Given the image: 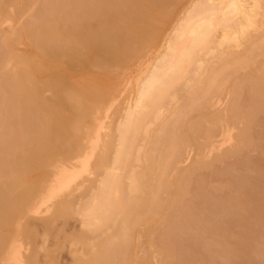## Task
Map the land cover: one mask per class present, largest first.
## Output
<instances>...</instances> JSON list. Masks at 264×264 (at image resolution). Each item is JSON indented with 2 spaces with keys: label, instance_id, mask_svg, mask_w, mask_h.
I'll return each mask as SVG.
<instances>
[{
  "label": "bare ground",
  "instance_id": "obj_1",
  "mask_svg": "<svg viewBox=\"0 0 264 264\" xmlns=\"http://www.w3.org/2000/svg\"><path fill=\"white\" fill-rule=\"evenodd\" d=\"M180 2L0 0V264L41 263L23 249L40 209L46 230L78 218L74 264H203L201 230L233 239L216 245L226 263L264 264V187L200 177L253 151L264 163V0H191L178 17ZM133 66L135 100L113 124ZM227 190L225 211L203 197Z\"/></svg>",
  "mask_w": 264,
  "mask_h": 264
},
{
  "label": "rangeland",
  "instance_id": "obj_2",
  "mask_svg": "<svg viewBox=\"0 0 264 264\" xmlns=\"http://www.w3.org/2000/svg\"><path fill=\"white\" fill-rule=\"evenodd\" d=\"M189 1L191 2V0H181V2L179 3V5L177 6V7H171V9L173 10V11H175L176 12V14H177V16L179 17L180 15H182L183 14V12L182 11H184L186 8L185 7H188L187 5H189L190 3H189ZM184 4V5H183ZM186 4V5H185ZM185 6V7H184ZM185 8V9H184ZM184 9V10H183ZM28 16L29 15H24V16H22L21 18H17V20H14V23H15V21H17V25H18V27L20 26V25H22L26 20H27V18H28ZM172 22V23H171ZM170 22V24L171 25H169L168 27H167V29H166V31H165V35H164V37L161 39V41H160V45H162V43H164L163 41H165L164 39L166 38V36L167 35H169L168 33H169V31L171 32V29H172V27H173V25H175V20L174 21H171ZM13 23V24H14ZM16 24H14L15 26H16ZM17 27V26H16ZM16 51L17 52H19V53H25V54H28V53H31V51H32V49H31V47L28 45V44H19V45H17L16 46ZM150 54V55H149ZM147 55H149L147 58H154L156 55H157V51L155 50V49H152L150 52H148L147 53ZM145 59V60H148V59ZM149 62V61H148ZM133 68V71L135 70V71H137V67H135V66H133L132 67ZM134 71V72H135ZM96 72H97V70H96ZM137 72H135L132 76H131V74L129 73V76H126V77H124V76H122V77H120V79L122 80V84H121V86H120V95H119V97H118V101L115 103V104H113L112 106H111V108H110V110H109V114L108 115H110V117L111 118H109V120L111 121L112 119H113V121H112V123L113 124H115V123H117V121H119V113H118V109L119 108H125V107H127L128 105H130V104H132L133 102H134V100H135V97H136V89H137V84H136V80H135V78H134V76H135V74H136ZM223 96H224V98H223ZM220 99L222 100L221 102H224L225 103V100L226 99H228V97L226 96V95H223ZM227 98H226V97ZM227 101V100H226ZM221 105L223 106V103H221ZM221 105H219V107H222ZM218 107V106H217ZM216 107V108H217ZM113 117V118H112ZM118 117V118H117ZM116 119H118V120H116ZM108 121V120H107ZM109 122V121H108ZM260 128L261 127H259V130H260ZM262 129V128H261ZM257 130V129H256ZM259 130H257V131H259ZM260 133V132H259ZM259 133L258 132H255V134L257 135V136H259ZM193 152H195V151H193ZM191 153H192V150H190V152H189V154H188V159L186 160V162L184 163V165L185 166H187L188 164H189V162H191L192 161V159H193V157H195V153H192V155H193V157H192V155H191ZM251 155L249 156V154H247L248 156H243L244 157V159L243 158H241V159H239L240 160V162H239V160H238V162L236 161H234L235 163H234V166H233V162H231V167L230 166H226L228 169H223L224 168V166L223 167H221L222 168V170H223V172H222V170H221V168H219V170H216L215 171V173H217V175H214V173H209V172H204V175L203 174H201V176L200 177H202V176H204V177H207V176H205V175H208V179H209V177H210V179H213L214 178V176H216L217 178H222V177H227L228 176V178H231L232 177V180H233V182H235L234 183V186H237L236 187V189L234 188L233 190H237V191H243V192H245L244 190H251L252 188H248V186H256L257 184H256V181H253V179L254 180H257V182H258V186H256L255 188H260L261 189V187H262V189H263V184H259L260 182L258 181V179H260V178H258V179H255L256 177V174H254L253 173V168L252 167H254L255 165H257V166H259V164H260V166H262V167H264L263 165H264V163H263V165H262V160H261V158H260V153H258V151H253V152H251L250 153ZM190 155H191V157H190ZM190 158V159H189ZM246 158V159H245ZM259 158H260V161H261V163H260V161H259ZM258 159V160H257ZM263 159V158H262ZM242 160H244V161H242ZM247 160H250V161H247ZM254 160H256V161H259V162H256V161H254ZM233 161V160H232ZM251 161H253V162H251ZM248 162H251V163H248ZM255 162V163H254ZM237 163V164H236ZM244 163V164H243ZM257 163H259V164H257ZM239 164H243L242 166L243 167H245V169L241 166V169H240V165ZM249 167H246V165ZM252 164V165H251ZM236 165H238V168H237V170L236 169H233L232 167H234V168H236L237 166ZM251 165V166H250ZM229 167H230V169H229ZM251 168H252V170H251ZM255 168V167H254ZM250 170V171H249ZM229 171V172H228ZM221 172V173H220ZM218 173H220L219 175H218ZM222 173H225V174H222ZM226 173H229V174H226ZM255 175H253V174ZM210 174H211V176H210ZM213 174V175H212ZM87 175V174H86ZM224 175V176H223ZM232 175V176H231ZM83 176V175H82ZM237 176V177H236ZM84 177H86L85 176V174H84V176L82 177V179H86V178H84ZM89 177V176H88ZM87 177V178H88ZM215 177V178H216ZM236 177V178H235ZM241 177V178H240ZM247 177H248V179H247ZM239 180H238V179ZM223 179V178H222ZM240 179H242V180H240ZM244 179H245V181H244ZM250 179V180H249ZM252 179V180H251ZM236 180V181H235ZM246 180H248V181H246ZM261 180V179H260ZM240 181L243 183H240ZM255 182V185H254V183L253 182ZM239 182V183H238ZM248 184H247V183ZM251 182V183H250ZM263 183V182H262ZM237 184V185H236ZM247 188H245L244 186ZM248 185V186H247ZM239 186H241V187H239ZM244 187V188H243ZM253 187V189L255 190V188ZM242 188V189H241ZM260 189H258L259 191H261ZM257 190V189H256ZM258 190H257V192H258ZM228 191V192H227ZM226 191V197H221L220 199L219 198H213L211 195H209V193L208 194H206L207 192H203V197H204V199L206 200V203L207 204H209L208 206H211L210 205V203H212L213 205L214 204H217L218 205V203H220L221 201H222V199H223V201L221 202V203H223L224 202V204H219L218 206L221 208H219V210H227V208H228V206H227V208H225V209H223L224 208V205H225V207H226V204L227 205H229L231 202L229 201L230 200V198L232 197L231 196V190L229 191V190H227ZM233 192V191H232ZM205 194V195H204ZM233 194V193H232ZM207 196H208V199H207ZM227 196H230V197H227ZM211 199H210V198ZM227 198V199H226ZM213 199L216 201H213ZM225 199V200H224ZM229 199V200H228ZM210 201V203L209 202H207V201ZM220 200V201H219ZM226 200L228 201V202H230V203H228V202H226ZM226 202V203H225ZM42 209H40V211L38 212V213H36V214H34V216L30 219V222H36L35 223V225H34V223H33V225L35 226V228H33L32 230L34 231V229H36L35 231H36V235H39V237L41 238H39L38 236H35L36 238H38L39 239V241H37L38 239H36V240H34V242H33V240L32 239H34V238H32V237H29V240L31 239V242L30 241H27L28 242V244L27 243H25L26 242V238H24L23 239V244H25L24 245V247H23V249L27 252L28 251V249L32 246V248L35 246V248H37V249H39V250H36V256L34 257L36 260L38 259L39 260V262H41L40 264H45L47 261H48V263L50 262V264H74V259H75V257H74V255H73V251H75L76 250V248H77V246L76 245H74V244H72V241L70 240L71 239V237L74 235V233H75V231H76V233H77V231L79 232V228H80V222L79 221H77L78 220V218H74V217H72V218H68L67 219V221L65 220V219H59L58 220V223L57 222H55V224L51 227V228H53V230L50 228L49 230H46V228L44 227V228H42L41 226L42 225H44L43 223H42V218H44L46 215H45V213L42 211ZM207 211V210H206ZM204 212V215L206 214V215H209L210 217H208L207 218V216L205 215V217L208 219V220H214L215 218H217L216 216V214L215 213H213L212 211H210V212ZM209 211V210H208ZM41 212V213H40ZM208 213V214H207ZM213 213V214H212ZM238 213V215H239V212H237ZM230 214H232V215H230ZM229 215L230 216H233V214H235L236 215V210H235V212H232V213H230ZM35 215H38V216H35ZM43 215H45V216H43ZM213 215V216H212ZM215 215V216H214ZM221 215V216H220ZM220 215H218V216H220V217H218L217 219H219L220 218V220L221 219H225V218H229L230 216H228V215H226V216H223L222 214H220ZM222 216H223V218H222ZM228 216V217H227ZM35 217H38V219L37 218H35ZM213 218V217H215L214 219H209V218ZM225 217V218H224ZM233 217H235V216H233ZM33 219V220H32ZM32 220V221H31ZM31 223V224H32ZM38 223V224H37ZM41 225H40V224ZM32 225V226H33ZM56 225V226H55ZM233 226V225H232ZM231 226V229L232 230H234L233 232H237L239 229H238V227L234 224V226L233 227H236V228H233ZM38 229V230H37ZM44 231H43V230ZM47 231H50V232H48V234L46 233ZM202 231V230H201ZM199 232V234L197 235L198 237H196V236H194L196 239H198L199 237H200V241L203 243V245H202V243H198L197 241L198 240H195L193 237H192V243H191V236H189L188 234H186L187 235V237L189 238V241L187 240V239H185V243H184V237L186 238V235L184 234L182 237H183V239H182V241H183V244H185V245H187L188 244V247L189 246H191L192 244L193 245H195L194 244V242H196V245L197 244H200V245H195V246H191L192 248H196V249H193L195 252H197L196 250H197V248L199 247V249L201 250H199L198 252H199V254L201 253V255H200V257H202V259H203V262H202V259L200 260L201 261V263H203V264H228V263H230L229 261H228V263H226L227 262V258L225 259L224 258V256H222V255H224V250H223V254H222V252H219L220 251V249L222 250V248H220V247H218V248H216L217 246H219V244L218 243H220L219 241L217 242V240L216 239H213V237H208V236H211L210 235V233L209 232H206V234L207 233H209V234H207L206 236H203V235H200V233L201 234H203V232H205V231H203V232ZM37 232H39V233H37ZM43 232H44V234H43ZM239 232V231H238ZM237 232V233H238ZM49 233H51V234H49ZM75 233V234H76ZM72 234V235H71ZM50 235V236H49ZM70 235H71V237H70ZM204 235H205V233H204ZM45 236H48L47 238L45 237ZM205 238H203V237ZM44 237V238H43ZM70 237V238H69ZM43 238V239H42ZM203 238V239H202ZM28 239V238H27ZM206 239H207V241H206ZM209 239H213V240H209ZM45 240V241H44ZM42 241H43V243H42ZM71 241V242H70ZM186 241H188V243H186ZM204 241V242H203ZM213 241H215L217 244H215V245H213ZM224 242V245L226 244L225 243V241L227 242V244L229 245L230 244V242L231 241H233V239H231L230 240V242H228L227 240H223ZM214 242V243H215ZM30 243V244H29ZM135 247L136 248H133V250L134 251H136L138 254H141V252H139L138 251V244H139V240H138V238L136 237V239H135ZM190 243H191V245H190ZM204 243H206V244H204ZM222 243V242H221ZM220 243V245H222V247L224 248V246H223V243L221 244ZM232 243H234V242H231V245H233ZM34 245V246H33ZM217 245V246H216ZM37 246V247H36ZM43 246L45 247V248H43ZM26 247V248H25ZM32 248H30L29 249V253L27 252V256H30L32 253H33V250L34 249H32ZM46 248L47 249H49L50 250V252H54V253H52V254H54V255H48V254H51V253H47V251H44V250H46ZM191 248V249H192ZM217 249V250H216ZM52 250V251H51ZM24 251V252H25ZM25 252V253H26ZM38 252V253H37ZM197 252V253H198ZM219 252V253H218ZM31 253V254H30ZM45 253H46V255H48V256H45ZM38 254V255H37ZM220 254H222V255H220ZM52 256H54L53 258H52ZM47 259H46V258ZM54 260V261H52V259ZM44 259H46V260H44ZM37 260V261H38ZM43 260V261H42ZM45 261V263H42V262H44ZM187 259H186V261H185V263L187 264ZM52 262V263H51ZM188 263H189V261H188ZM190 263L191 264H194V263H192V261H190ZM189 263V264H190ZM47 264V263H46ZM133 264H140L139 262H134ZM260 264H263V263H260Z\"/></svg>",
  "mask_w": 264,
  "mask_h": 264
}]
</instances>
